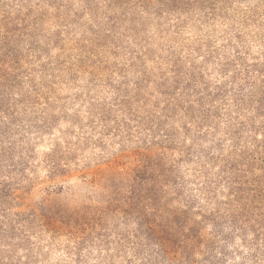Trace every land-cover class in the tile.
I'll return each instance as SVG.
<instances>
[{
  "label": "trees",
  "instance_id": "obj_1",
  "mask_svg": "<svg viewBox=\"0 0 264 264\" xmlns=\"http://www.w3.org/2000/svg\"><path fill=\"white\" fill-rule=\"evenodd\" d=\"M128 1L60 0L59 5L58 0H0V264H33L30 253L36 247L31 235L35 221L42 230L60 229V237L76 244L69 248L72 260L85 264L87 236L97 232L108 214L134 222V235L121 241L137 243L141 251L135 257L142 264H264V51L251 57L241 51L228 55L226 46L211 52L207 65L216 66V84L205 82L206 66L192 65L184 70L176 60L170 72L158 73L162 81L156 89L158 99H163L160 104L130 96L113 108L101 107V122L106 126L100 135L124 139V148L133 143L137 146L109 159L101 158L96 167L87 168V184L107 195L91 213L75 211L64 203V194L69 191L63 186L55 191L60 193V219L44 214L50 204L32 210L27 203L35 182L33 136L45 133L49 122L45 119L40 126L35 125L37 114L45 112L40 111L39 98L34 97L37 86L28 90L25 81L36 72L47 73L50 65L25 66L28 63L20 54L21 42L40 32L44 20L38 12L41 9H60L63 32L82 24V15H98L101 5L113 8L120 4L122 13L129 14L132 7ZM177 2L170 0L163 9L152 6L150 0L136 3L145 12L163 16L165 12L178 13ZM110 13L107 24L101 27L112 36L119 16L113 10ZM96 34V40L102 39L103 33ZM28 46L31 53L38 48L34 40ZM149 75L144 84L150 83ZM136 89L140 90L138 83ZM183 118L187 122L176 128L175 123ZM182 133L197 142H192L189 154L201 168L192 181L181 182L177 177L185 207L171 211L162 200L164 184L175 172L166 159L168 145ZM93 134L88 128L77 136L90 142ZM210 139L209 148L194 149ZM52 156L49 154L47 160L53 172H60V179L68 177L71 162L58 163ZM211 204L215 207L206 214L205 208ZM198 205L201 222L193 220L190 213ZM204 223L213 225L205 236ZM21 250L26 254L19 257Z\"/></svg>",
  "mask_w": 264,
  "mask_h": 264
},
{
  "label": "rangeland",
  "instance_id": "obj_2",
  "mask_svg": "<svg viewBox=\"0 0 264 264\" xmlns=\"http://www.w3.org/2000/svg\"><path fill=\"white\" fill-rule=\"evenodd\" d=\"M137 1H128L132 7L129 14L122 13L120 4L113 8L101 5V9H97L98 15H82V24L73 31L64 29L63 32H60V9H41L38 12L44 15V20L40 32L35 33L33 39L21 42L20 54L28 63L25 66L35 69V64L50 65L47 73L36 72L25 81L28 90L37 86L38 94L34 97L39 98L40 111L45 112L43 116L37 114L35 125L40 126L45 119L49 122L45 133L33 136L35 182L27 199L32 210L50 204L51 208L44 210V214L60 219V193H56L60 186L69 191L64 194V203L75 211L84 210L89 214L96 204L105 202L107 195L93 184H87L90 181L87 168L96 167L101 158L109 159L123 149H134L137 145L133 143L124 148V139L100 135L106 126L101 122V107L113 108L130 96H138V101L149 98L160 104L163 99H158L156 89L162 81L159 82L158 73L161 70L170 72L176 60H180L184 70L192 69V65L206 66L205 82L216 84L219 82L218 71H213L216 66L207 65L211 52L223 50L224 46L228 55L241 51L251 57L264 51V0H177L178 13L165 12L163 16L145 12ZM150 1L152 6L163 9L170 0ZM58 2L60 5V0ZM112 10L119 20L114 34L109 36L101 26L107 24L106 16L111 15ZM99 31L103 37L96 40ZM32 40L38 46L36 52H32L33 57L28 46ZM149 74L150 83L144 84V78L150 77ZM136 83L140 90L136 89ZM185 122L183 118L174 126L181 127ZM83 125L86 126L82 130ZM88 128L89 132L95 133L92 140L80 141L77 135ZM192 142L195 141L182 133L168 145L167 166L175 172L164 184L162 200L171 211L185 207L178 193L180 181L177 177L181 182L192 181L196 170L201 168V163L190 157ZM211 144L210 139L198 143L194 149L209 148ZM49 154L58 163L71 162L73 167L68 177L60 179V172H53V166L47 160ZM125 161L128 164L129 159ZM184 186L188 188L189 184ZM214 207V204L206 207V214ZM197 208L191 209L190 213L193 220L201 222L200 205ZM104 219L97 232L87 236L85 264H142L135 257L141 251L137 243L131 239L121 241L124 236L129 239L134 235V222L126 223L109 214ZM93 225L91 227L96 230ZM212 226L203 224V236ZM31 235L36 245L35 251L30 253L33 264H79L72 260L69 250L76 244L65 236L60 237V229L57 232L42 230L35 221ZM25 254L21 250L19 257Z\"/></svg>",
  "mask_w": 264,
  "mask_h": 264
}]
</instances>
